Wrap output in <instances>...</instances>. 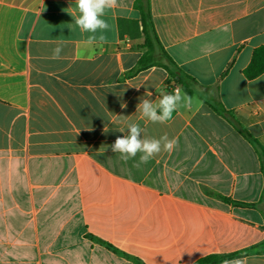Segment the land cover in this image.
<instances>
[{
	"label": "crops",
	"instance_id": "0c3cea01",
	"mask_svg": "<svg viewBox=\"0 0 264 264\" xmlns=\"http://www.w3.org/2000/svg\"><path fill=\"white\" fill-rule=\"evenodd\" d=\"M136 1L117 0L89 45L75 0H0V264H192L264 245V152L234 127L264 150V70L244 75L264 46V0H147L194 80L191 107L165 124L137 112L180 87L160 67L129 74L145 51ZM126 120L177 147L122 161L111 145ZM236 258L264 264V246Z\"/></svg>",
	"mask_w": 264,
	"mask_h": 264
},
{
	"label": "clouds",
	"instance_id": "9594fccd",
	"mask_svg": "<svg viewBox=\"0 0 264 264\" xmlns=\"http://www.w3.org/2000/svg\"><path fill=\"white\" fill-rule=\"evenodd\" d=\"M75 5L76 10L71 15L80 31L89 34L86 43L91 45L97 39L104 41V33L110 28L104 17L107 10L117 6V0H75ZM62 50L63 42H57L51 58L60 59ZM150 96V92L145 93V97ZM191 102V97L182 93V89L176 88L172 93L162 94L158 103L142 97L141 102L137 104V112L140 113L141 119H146L154 124H165L173 118V112L177 110L178 106L183 103V106L191 107ZM126 107V104H121V108ZM124 124L125 127L118 130L125 135L117 137L111 145V149L114 153H119V158L124 162L135 159L139 154V160L134 164V167L139 168L141 164L148 163L162 151L171 153L178 145V140L169 138L167 134L159 138L142 135L145 130L134 121L126 120ZM222 264H247V261L243 258H236L224 260Z\"/></svg>",
	"mask_w": 264,
	"mask_h": 264
},
{
	"label": "trees",
	"instance_id": "16d2710c",
	"mask_svg": "<svg viewBox=\"0 0 264 264\" xmlns=\"http://www.w3.org/2000/svg\"><path fill=\"white\" fill-rule=\"evenodd\" d=\"M135 7L139 12L140 17V24H141V32H142V43L141 47L145 49L142 55L137 60L135 68L129 73L130 75L136 74L143 70H146L152 66L160 67L167 71L170 81L175 82L179 85L180 89H182L183 93H186L188 96L192 95V88L191 84L194 80L187 75L186 73L182 72L172 58L168 55V53L163 49L161 46L157 35L155 33L153 23L150 17L147 0H137L135 3ZM264 70V46L259 47L257 50L254 51L253 56L251 58L250 63L244 69V75L251 79L260 74ZM212 109L225 119L233 118L232 114L228 111H225L222 107L212 106ZM234 127L236 130L241 134V136L247 140L249 144L255 147L259 153H263L264 150L254 137H252L245 129H243L240 125L234 123ZM222 201L226 203H231L233 205L242 204L236 201H230L228 198L219 197ZM246 205H253V204H246ZM264 245H255L245 251L238 252V253H230V254H211L204 256L192 264H219L224 260L232 259L237 256L248 254L250 252H263ZM135 264H142L139 261L135 262Z\"/></svg>",
	"mask_w": 264,
	"mask_h": 264
},
{
	"label": "built area",
	"instance_id": "2783aa9c",
	"mask_svg": "<svg viewBox=\"0 0 264 264\" xmlns=\"http://www.w3.org/2000/svg\"><path fill=\"white\" fill-rule=\"evenodd\" d=\"M174 89H176V87Z\"/></svg>",
	"mask_w": 264,
	"mask_h": 264
}]
</instances>
